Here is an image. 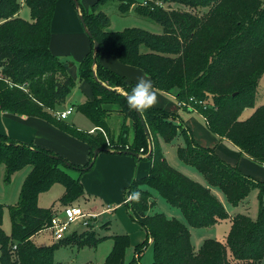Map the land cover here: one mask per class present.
Segmentation results:
<instances>
[{"label": "trees", "instance_id": "1", "mask_svg": "<svg viewBox=\"0 0 264 264\" xmlns=\"http://www.w3.org/2000/svg\"><path fill=\"white\" fill-rule=\"evenodd\" d=\"M57 1L25 0L31 13V20H27L19 16V0H0V112L46 119L86 143L89 159L85 164H76L58 152L0 133V165L6 166V179L30 166L18 201L8 205L11 234L2 227L6 205L0 203L1 264H55L54 253L60 246H97L106 238L94 232L75 231L51 246L33 242L34 235L48 227L54 213L53 207L39 205L40 194L60 183L64 186L60 203L78 202L85 194L84 184L66 168L90 170L96 159L95 149H111L110 153L132 151L135 158L151 161L149 174L130 185L129 197L138 191L139 199L125 202L147 232L146 240L135 246V261L151 238L152 264H261L264 182L228 163L214 149L197 143L188 127L175 122L179 118L175 113L156 107L141 112L148 134L137 112L127 106L126 95L137 82H129L124 75L104 66L99 57L101 52L112 54L122 63L144 70L155 88L166 92L176 90L178 101L198 108L213 133L229 140L247 157L264 164V104L256 107L247 119H240L246 108L255 105L264 76V0H147L146 4H137L138 14L163 27L159 35L138 27L108 30L110 17L98 8L109 0H96L90 10L78 0L77 9L91 33L88 35L91 49L79 63V79L89 85L92 96L78 104L76 110L98 128L94 132L79 129L54 115L77 84L66 62L50 50ZM118 1L123 13L135 3L134 0ZM175 3L207 10L198 15L188 9L170 8ZM95 40L99 43L96 56ZM143 45L147 51L141 50ZM112 113L121 114L124 119L117 139L112 136L108 123ZM178 133L185 139V146L177 149L178 157L202 172L210 185L220 187L229 203L237 205L254 188L259 190L257 218L241 213L230 216L210 187L168 162L160 149L159 138L170 142ZM151 142L148 158L145 155L150 151ZM147 186L179 207L190 226L207 227L230 218L226 244L207 238L195 251L191 231L184 222L169 218L163 212L148 214L153 202ZM112 239L113 246L102 264H129L126 253L131 245L130 236L115 234Z\"/></svg>", "mask_w": 264, "mask_h": 264}, {"label": "rangeland", "instance_id": "2", "mask_svg": "<svg viewBox=\"0 0 264 264\" xmlns=\"http://www.w3.org/2000/svg\"><path fill=\"white\" fill-rule=\"evenodd\" d=\"M79 1L83 6V1L82 0ZM134 1L135 3L131 6L130 10L125 13L119 10L120 2L118 0H109L105 4L100 5L98 10L105 12L110 17V25L108 27V30L118 31V30H123L127 27H138L157 35L161 34L163 32V27L158 22H155L154 20L148 17L142 16L135 11V6L137 4L143 3L145 0H134ZM19 2L21 3V10L19 12V16L23 19L31 20L30 8L24 3L23 0H19ZM163 6L165 8H169V5L167 4H164ZM170 8L188 9L198 15L204 14L207 10L205 8L190 9L176 3L171 5ZM141 50L147 51V47L143 45ZM70 59L71 58H69V62L70 61L72 62L73 60ZM62 60L67 62L68 58L63 57ZM121 64L123 65V63ZM126 65L127 64H124L123 66L125 67L129 66L128 67L129 71L126 73L127 75H124L127 81L137 82L138 77H145L147 79H150V76L141 68L134 67L131 65L126 66ZM119 89L121 90V88ZM156 93H157V103H159V105H155L154 107L161 108L170 113L177 114L179 118L177 117L175 122L181 123L184 126L188 127L196 142L199 143L198 142V140H200L199 136H205V134L207 133L206 129L207 130L209 129L207 128V124L205 122L204 116L201 113V111L198 108H195L193 112H188L187 109L177 107V103H176L177 98L172 99L170 97L165 96L163 93L160 92H156ZM72 95H73L72 101L75 102V100H78L79 98L78 96H82L83 93L80 90H76L73 88L71 96ZM71 96H69L67 100H69ZM262 104H264V76L261 78L257 89L255 105L253 107L246 108L240 115V119L241 120L247 119L253 113L255 108ZM175 109H179V112L174 111ZM74 117H82L85 121L90 123V120L83 113L79 111H74V114H72L68 118L67 122L69 123L75 122L73 120ZM4 120L5 117L0 114V124L4 128H6V123ZM64 121H66V119ZM123 121H124L123 116L122 115L120 116L119 114L112 113L108 117V123L110 125L111 134L116 139L119 138L121 134ZM58 129L61 130L60 128ZM209 131L213 134V136H216L217 139L216 143H217L218 135L213 133L210 129ZM3 132L4 129L0 130V133ZM132 139H133V129L130 126L129 140L131 141ZM203 139L206 140V138ZM203 142L205 143V141ZM227 143L229 144V142ZM202 144L203 143H201L200 145L202 146ZM214 144L211 145L213 147H208V148L214 149V151L217 153ZM159 146L163 154L167 158L168 162L172 166H174L175 168H177L178 170H180L190 178L206 186L209 184L202 172H200L195 166L183 162L178 157L177 154L178 147L185 146V139L181 133H178L176 137L170 142H167L165 140H160ZM141 152L144 153V149L141 150ZM122 155L126 157L129 156L134 161V166L132 168V176L130 178V181L128 182H126L125 176H120V173H116L110 170V167L112 166L111 159L114 158L110 154V152H100L96 156L95 163L90 170L81 172L77 169L66 168L68 172L71 173L74 177L85 178L86 188L90 193H92L91 194L92 196L89 195L90 196L89 198L81 197V199L78 202L72 205L69 204L62 205L59 199L64 192V186L60 183H56L48 191L40 194L39 205L42 207H53V209L62 208L65 206H71V207L76 206V207H82L84 211L88 214H94V213H100L101 212L100 210L106 209L108 205L112 207L110 210L100 213L97 217L89 218L87 226H84L81 221H79L78 225L76 223L71 225L72 227L78 226L77 227V229L79 230L78 233H81L83 231H87L89 233L94 232L98 237L106 236V238L102 240L97 246L78 247L75 244L60 246L59 248L56 249L54 253L55 264H102L105 261L106 256L109 254L113 246L112 236L115 234H122V233H127L131 239V245L127 249V253H126V262L129 264H152L154 247L151 238L148 239L149 243L146 245L145 249L141 253L139 260L136 261L134 260L135 246L146 240L147 232L144 229V227L139 223V221H137L134 218L130 209L127 207L125 203L126 198H128L131 195L130 185L135 179H140L149 174L151 169V163L150 160H147L145 158L138 159L130 154H122ZM77 156H79V153H76V157H75L79 159L80 156L79 157ZM86 162L87 161H85L84 164ZM179 164L182 165L183 167L182 170L179 167H177V165ZM238 167L241 169L239 165ZM29 168L30 166L25 167V169H29ZM25 169H22L14 173L11 176V178L7 180L6 166L5 164L0 165V203L6 205L4 208L2 227L7 234H11L12 231L10 210L8 205L15 204L19 199V193L23 182V172L25 171ZM144 170H146L145 173H143ZM210 186H212V188H210L211 191L224 205L230 216L241 213V214H247L254 219L257 218L259 213V205H260L259 190L257 188H254L237 205H232L231 203H229L226 194L220 187L213 185ZM146 188L150 190L152 194L151 201L153 202L152 206H150L148 210V214H153L155 212H163L169 218L175 217L181 220L182 222H184L191 231L192 244L195 251L199 250L203 241L207 238H214L226 244L227 235L229 233L231 226L230 218L221 220L212 226H207V227L190 226L187 223L179 207L170 204L163 196L159 194L157 190L148 186ZM90 206H95L97 208L96 211L98 212L92 211V209H90V211L87 210L86 208ZM33 242L38 246H51L55 242H58V240L55 239L53 230L48 228L34 235ZM261 264H264V259L262 260Z\"/></svg>", "mask_w": 264, "mask_h": 264}, {"label": "crops", "instance_id": "3", "mask_svg": "<svg viewBox=\"0 0 264 264\" xmlns=\"http://www.w3.org/2000/svg\"><path fill=\"white\" fill-rule=\"evenodd\" d=\"M82 1H83V6L87 10H90L91 6L96 0H82ZM80 14L81 13L77 9V6L73 0L57 1L54 17L52 20V37L50 42V50L53 54L60 57L61 59L63 57L68 58L67 62L65 61L68 67V72L72 74V76H74L77 80V84L74 87V89L80 90L83 93L82 96H78L79 97L78 100H75V102H73L72 101L73 95L71 96L72 93L71 92L69 95L71 96L69 100L66 99L65 103L57 108L58 111H62L69 106H73L75 109L74 111H77L76 106L78 104L85 102L88 98H91L92 96L89 85L86 82H83L79 79V63L91 49V40L80 21L79 18ZM69 58H71L70 60L73 61L69 62ZM99 59L104 66L119 73H122L123 75H127L126 73L129 71L128 69L129 66L128 67L123 66L124 63L122 65L121 64L122 62L116 56L109 54L107 52H101ZM155 89L157 88H154V90ZM158 90L159 89L155 91L163 93L165 96L170 97L172 99L177 98L176 90H173L171 92H166L162 90L158 91ZM176 103L178 108L187 109L188 112H193L195 110V107L193 105L183 106V107L180 106L178 99ZM155 105H159V103H156ZM174 111L179 112V109H175ZM0 114L5 117L4 121L6 123V128L1 126L0 124V130L4 129L3 133H6L18 140L27 143H33L36 146L44 147L54 152H58L59 154L63 155L64 157H66L67 159L71 160L76 164L82 165L84 164L85 161H88L89 146L83 141L69 135L65 131L59 130L57 127H55V125L51 124L46 119L37 116L14 114L7 111L0 112ZM72 114H74V112ZM119 115L121 116V114ZM68 118L66 119V121L68 120ZM73 120L75 122H70V123H73L79 129L86 130L89 132H94L95 130L98 129L96 126L93 125L91 121L90 123H88L82 117H74ZM205 122L207 124L206 119ZM207 128H209L208 124H207ZM206 132L207 133L205 134V136L198 135L200 137V140H198V142L200 144L203 143L202 146L204 147H213L211 145L216 143L217 141L216 136H213V134L209 131V129L208 130L206 129ZM203 138H206V140H204ZM217 138H218V142L214 144V147H216L217 153L223 159H225L227 162H229L232 165H236V166L239 165L241 167V170L245 174H248L257 180L264 182V164L259 163L258 161L252 160L251 158L247 157L245 154H243L240 151V149L237 146L231 144V142L228 141L226 138L223 137L219 138L218 136ZM160 140L163 139L159 138V144H160ZM202 140L205 141V143ZM225 140L229 142V144ZM76 153H79L80 156L79 159L75 158ZM110 154L114 157L113 159H111L112 166L110 167V170L116 173H120V176H125L126 182L130 181V178L132 176V168L134 166V161L131 159V157L129 156L126 157L120 153H110ZM177 167H179L181 170L183 168L181 164L177 165ZM29 171L30 168L25 169V171L23 172V180L25 179ZM145 171L146 170H144L143 173H145ZM81 179L82 182L84 183V188H85V194L83 198H89L90 196H92L91 195L92 193H90L86 188L85 178H81ZM207 186L212 188V186H210L209 184ZM86 209L89 211L90 209H92V211H96L97 208L95 206H90ZM103 210L100 211L102 212Z\"/></svg>", "mask_w": 264, "mask_h": 264}, {"label": "built area", "instance_id": "4", "mask_svg": "<svg viewBox=\"0 0 264 264\" xmlns=\"http://www.w3.org/2000/svg\"><path fill=\"white\" fill-rule=\"evenodd\" d=\"M144 4L147 3V0L143 2ZM157 4L162 5L160 1L157 2ZM190 101H195L196 103L202 104V101H197L194 98H190ZM180 106H189L192 105L188 102H179ZM74 107L69 106L65 108L62 111H54V115H56L57 118L65 120L67 119L73 112ZM143 150V149H142ZM129 201V197L126 198L125 202ZM111 208L108 206L105 210H103L100 213H103L105 211L110 210ZM54 213L51 218V221L46 229H52L55 239L60 241L61 239H64L68 235L72 234L73 232H79L77 229L78 226L72 227L73 224H79V221L82 222L84 226H87L88 219L97 217L100 213H94V214H88L84 211L82 207H76V206H65L62 208H54Z\"/></svg>", "mask_w": 264, "mask_h": 264}, {"label": "clouds", "instance_id": "5", "mask_svg": "<svg viewBox=\"0 0 264 264\" xmlns=\"http://www.w3.org/2000/svg\"><path fill=\"white\" fill-rule=\"evenodd\" d=\"M126 101L130 110L144 112L154 107L157 103V93L153 82L145 77H138L137 83L127 93ZM139 196L140 192H134L129 200L137 201Z\"/></svg>", "mask_w": 264, "mask_h": 264}, {"label": "water", "instance_id": "6", "mask_svg": "<svg viewBox=\"0 0 264 264\" xmlns=\"http://www.w3.org/2000/svg\"><path fill=\"white\" fill-rule=\"evenodd\" d=\"M74 1H75V4H76L77 8H78V7H79V2H78V0H74ZM80 19H81V21H82V24H83V27H84L86 33H87L89 36H91V33H90V32L88 31V29H87V26H86V23H85V21H84V18H83L82 16H80ZM98 50H99V43L95 40V41H94V48H93L94 56H96ZM135 111H136V110H135ZM136 112H137L138 116H139L140 119H141V122H142V124H143V126H144L145 131L149 134V130H148V127H147V125H146V123H145V120H144V117H143L142 113H141L140 111H136ZM152 146H153V143L151 142V144H150V151H149V153H148L147 155H145V156H147L148 158L151 156ZM110 151H112V150H111V149H103V150H102V149H95V150H94V158H95L100 152H110ZM116 153L135 155L134 152H132V151H127V150H125V151H118V152H116ZM55 157L57 158V156H55ZM90 165H92V163H91Z\"/></svg>", "mask_w": 264, "mask_h": 264}]
</instances>
